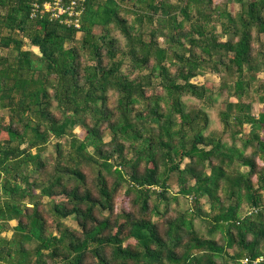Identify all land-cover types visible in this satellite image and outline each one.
Returning <instances> with one entry per match:
<instances>
[{"label": "trees", "instance_id": "16d2710c", "mask_svg": "<svg viewBox=\"0 0 264 264\" xmlns=\"http://www.w3.org/2000/svg\"><path fill=\"white\" fill-rule=\"evenodd\" d=\"M30 1L0 0V264H264V0Z\"/></svg>", "mask_w": 264, "mask_h": 264}, {"label": "rangeland", "instance_id": "374dc122", "mask_svg": "<svg viewBox=\"0 0 264 264\" xmlns=\"http://www.w3.org/2000/svg\"><path fill=\"white\" fill-rule=\"evenodd\" d=\"M214 3H217L219 5H221L222 7H226L228 10H231L232 12L237 11L239 9V3L235 2V0H213ZM127 17V16H126ZM218 30H220V27H217ZM94 31L96 33H101L102 30L100 27H96L94 29ZM111 34L114 38H116V42L120 45H123L125 40L124 38L118 33L117 28L115 26H113V29L111 28ZM18 36H21L20 34H18ZM22 37V36H21ZM77 38L81 37V33H77L76 35ZM24 44H23V48H30L33 51H37V47L33 46L30 44L29 40L27 39V37H22ZM254 41L256 43H259L260 41H264V34H261L259 36V38H254ZM159 42L161 45H163V39L162 37L159 38ZM0 53L4 54L5 53V49H0ZM262 71L256 72V78H255V84L257 83L258 79L264 78V66L261 68ZM225 71H221L220 73H218L216 70L212 71L210 69H206L205 72L203 74L197 75L194 78H192V80L198 82V83H209L210 88L212 87V90L214 92L218 91L221 88L222 82L223 81H227V82H231V78L230 76L225 72ZM157 90H159V88H157ZM253 91H251L250 94H252ZM226 92L223 90L222 91V97H225ZM252 97L253 94H252ZM233 99V98H232ZM220 99H217V101ZM187 101H191V100H187ZM194 101V100H193ZM196 101L194 102H190L189 104L194 105ZM197 103V102H196ZM199 103V102H198ZM200 104V103H199ZM207 104V103H206ZM216 104V103H215ZM255 104V110L256 108H259L260 106H262V103H258L257 101L254 102ZM208 105V104H207ZM215 106V105H214ZM219 110V109H218ZM216 111L217 108L216 107H209V118L211 121L210 127H214V128H218L221 129L223 127L222 123L219 121L218 117L216 116ZM3 114L2 111H0V116ZM246 129H248V127H246ZM74 132L79 136L82 137L84 135V130L81 127H75L74 128ZM262 134H264V130L262 131ZM261 162V161H260ZM242 170H246L247 168L242 166L241 167ZM93 172L94 169H93ZM255 182V179H253V183ZM124 188H125V184L122 185V187L120 188L118 194L115 197V209L116 210H121V209H125L126 208V201H125V197H124ZM171 190L172 191H176L177 190V185L175 184V182L171 185ZM264 194V192H263ZM43 201L48 200L47 197H43L42 198ZM201 205L203 206L204 209L208 210V204L206 202L205 199H201L200 200ZM171 206H175L179 209H190V207H193V202L189 200V198H185V197H179L177 202H172ZM48 220L50 221L51 217L49 215H47ZM48 221V222H49ZM64 222H66L69 225H75V222L73 220L72 217H66L63 219ZM16 222L15 220L10 221L11 225H14ZM52 230L53 229V225H52ZM3 235L6 236H10L11 232L7 231L5 233H2ZM127 242H132L131 240H128Z\"/></svg>", "mask_w": 264, "mask_h": 264}, {"label": "built area", "instance_id": "2783aa9c", "mask_svg": "<svg viewBox=\"0 0 264 264\" xmlns=\"http://www.w3.org/2000/svg\"><path fill=\"white\" fill-rule=\"evenodd\" d=\"M86 2L87 0H31L29 17H47L49 20L79 28Z\"/></svg>", "mask_w": 264, "mask_h": 264}]
</instances>
